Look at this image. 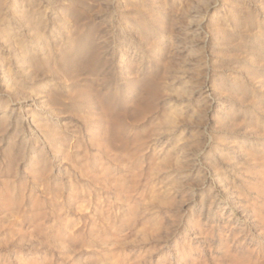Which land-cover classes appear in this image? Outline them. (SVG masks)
Segmentation results:
<instances>
[{"label": "rangeland", "instance_id": "rangeland-1", "mask_svg": "<svg viewBox=\"0 0 264 264\" xmlns=\"http://www.w3.org/2000/svg\"><path fill=\"white\" fill-rule=\"evenodd\" d=\"M0 264H264V0H0Z\"/></svg>", "mask_w": 264, "mask_h": 264}]
</instances>
